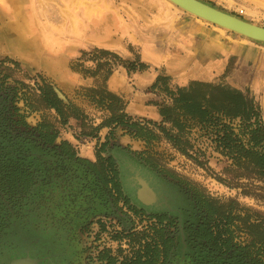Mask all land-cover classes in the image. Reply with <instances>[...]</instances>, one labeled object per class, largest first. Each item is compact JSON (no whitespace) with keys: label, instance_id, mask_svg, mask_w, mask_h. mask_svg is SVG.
I'll list each match as a JSON object with an SVG mask.
<instances>
[{"label":"rangeland","instance_id":"374dc122","mask_svg":"<svg viewBox=\"0 0 264 264\" xmlns=\"http://www.w3.org/2000/svg\"><path fill=\"white\" fill-rule=\"evenodd\" d=\"M200 1L264 27V0ZM9 23L29 36L21 50L5 35ZM95 49L113 54L98 57L113 63L111 75L121 79L128 98L107 88L111 75L106 81L103 71L91 76ZM163 53L161 64L156 60ZM0 62V78L7 76L5 87L18 89L19 97L43 79L78 117L62 124L54 112L30 111L22 100L14 104L26 124L16 126L19 135L34 140L35 128L44 120L58 134L53 145L23 147L19 156L27 157L25 162L0 163V264L23 254L22 242L36 228L33 219L45 214L55 224L41 231L47 228V236L53 234L60 244L52 250L28 247V253L40 255V264H264V183L233 167L209 140L199 138L197 129L190 136L193 149L185 155L180 133L162 123L160 115L154 121L130 114L128 107L140 98L159 113L171 104L166 90L198 81L248 90L264 124L263 43L201 20L168 0H0ZM133 62L145 70L128 73L124 66ZM184 73L196 79L175 86L173 79ZM148 74L155 79L144 88L142 77ZM92 89L108 91L123 104L102 101ZM108 105L115 114L122 105L128 123L106 126ZM13 144H7L0 161L18 155ZM260 146L264 153V143ZM68 153L75 158L69 160ZM109 158L119 172L125 201L112 199L94 174L101 166L107 169ZM17 166L33 174L28 190L6 178ZM141 179L158 191L153 205L135 198ZM57 206L59 213L50 212ZM159 214L174 218L176 227L161 230L152 217ZM202 219L211 238L194 240L188 231ZM69 225L77 241L62 247ZM170 235L174 244L163 248L162 238ZM22 262L32 264H16Z\"/></svg>","mask_w":264,"mask_h":264},{"label":"trees","instance_id":"16d2710c","mask_svg":"<svg viewBox=\"0 0 264 264\" xmlns=\"http://www.w3.org/2000/svg\"><path fill=\"white\" fill-rule=\"evenodd\" d=\"M99 55L113 54L98 49H95L92 54L91 60L96 63V70L91 76L97 77L99 72L103 71L104 81H106L111 75L113 63L102 62ZM11 64L15 69H18L16 63L12 62ZM124 67L128 73L143 71L146 68L140 62H133ZM4 70L13 71L11 69ZM7 78V76L0 78V94L9 90L15 96L12 101L17 100L18 89L5 87ZM159 80L160 78H157V81ZM29 88L30 91H23L19 97L28 110L54 112L62 124H66L71 117L78 118L77 110L71 105L64 104L53 87L43 79L39 78V81H35L34 87ZM32 91L36 94L33 95ZM90 92L95 96L99 95L102 101L109 99L111 103L114 101L118 105L119 103L123 104L120 99L103 89H92ZM166 92L169 94L171 104L160 107L159 115L162 118V123L169 124L172 129L180 133L183 139V154L186 155L188 151H192L193 145L190 142V136L192 131L197 129L199 138L209 140L214 151L231 161L233 167L251 175V179L264 183V153L260 149V145L264 143V124L261 120L259 106L248 90L243 92L227 85L192 81L188 86L178 88L175 92L167 90ZM7 101L0 99V155H5V149H8L7 144H10L11 141L14 142L12 147L17 149L15 151L18 152V155H22L23 144H20L19 139L12 137L9 132L13 129L14 122L9 115ZM111 106H107L111 117L106 121V126L127 124L129 118L123 113L122 105L117 109L118 114L114 113L115 109ZM235 122L237 123L235 124ZM43 123L38 127L41 138L39 142L43 145H53L58 132L46 120ZM2 162L9 165L17 163L11 157L7 161H0V163ZM13 170L16 171L14 173L23 175L20 173L19 166L11 169V171Z\"/></svg>","mask_w":264,"mask_h":264},{"label":"flooded vegetation","instance_id":"af4514ba","mask_svg":"<svg viewBox=\"0 0 264 264\" xmlns=\"http://www.w3.org/2000/svg\"><path fill=\"white\" fill-rule=\"evenodd\" d=\"M7 88H11V87H7ZM4 94L5 95H0V99L8 100L6 106H7L9 115H11V120L14 122L12 125L13 129L11 131H9L10 134L14 135V138L20 139V141H19L20 144H23V146L25 148H27V146H29V147L32 146V148H39V149H42L43 147H45L46 145H43L39 142L41 140V138H40L39 129H38L39 124H41V123L44 124V123L41 122L36 126L35 132L37 133V137L34 139L35 141L30 140V138L22 137L24 133H22V135H19L17 133L19 131L16 129V126H17V128L19 126H22V125L26 126V124L24 122V117L19 114V112H18L19 109L16 108L14 105L16 103V101H19L20 98L18 96L17 100L15 99L12 101V99H14L13 97H15V96H14L13 92L10 93L9 90H5ZM23 104H24V102H23ZM24 108L27 109V107H25V104H24ZM21 118H23V119H21ZM22 120H23V122H22ZM20 137H22V138H20ZM62 144L63 145L61 146V149L64 151L65 145H64V143H62ZM54 149H55V147H54ZM19 155H16L15 153L13 154L15 162H17V163L25 162L27 157L22 156L23 159H21V156H19ZM66 157H68L69 160H72V158H75V155L72 156V155H70V153H68V154H66ZM76 162L81 163L80 159H76ZM107 163H108L107 169L104 168V166H101L102 168L100 170H97L94 172L96 178L105 183V185L107 186V189L109 190V193L112 196V199L115 200V199L120 198L122 201L127 200L122 194L119 172L117 171V168L115 167L114 160L112 158H109L107 160ZM87 166L91 169L90 164ZM11 172H12V174L9 173V175H6L7 176L6 178L7 179L14 178L13 181H16V182L19 181L23 184L21 186V189L24 188L25 190H28V188H29L28 185L31 182L30 180H31L33 174L29 173L28 170H26V169L20 170L21 175L23 174L22 176L14 173V172H16L14 170ZM29 178H30V180H29ZM145 186L146 185H143V187H145ZM139 192H140V190H139ZM156 195H159L158 191H157ZM158 202H159V199H158ZM60 211L61 210H60V208H58V206L55 207V210H53V209L50 210V212H52V213L53 212L59 213ZM134 211H137V209H135ZM141 212H143V211H139V213H141ZM50 216H51L50 214H48V215L45 214L43 216L41 215L40 217L37 216L35 219H33V221H34L33 225H35L36 228L32 227V230H30V237H29V235H26L25 239L23 240L22 243L25 244V245L22 244V248H21L22 251H24L23 254L21 253L20 255H15L11 259L5 258L4 264H11V261L12 262L15 260L17 261V259H19L20 257H22L20 261H29L32 264H40V263H38L40 261V258H41L40 255L39 256L37 255L36 257L31 255L30 253L27 252L28 247H30L31 249L41 247L42 250L45 248H48L47 250H52V249H54V247L56 245L59 246L60 241L57 239H54L55 236L53 234L51 236H47V234L45 232L50 233L47 230V228H46V230L41 231V229H43L45 226H50V225L53 226V224H55V221H53V218H50ZM152 217H153V219H156L157 222L160 223V226L162 227L161 230H164L166 228L171 229L172 226L176 227V220L174 218H171L167 214H162V215L159 214V215H155ZM63 219L69 221L68 218H63ZM57 223L59 224V221ZM70 226L71 225H69L68 228L63 230L65 242H61L62 247L66 246V244L71 245L77 241L75 229L71 228ZM191 228L192 229H190L188 231L190 238L192 237L194 240H201V241H206V240H209L211 238V234H210V231L208 230V225L206 224L205 219H202L200 224H198L197 227H191ZM27 237H29V239H27ZM263 238H264V232H262V239ZM162 240H163L162 244L164 245L163 248H166L168 244H170V245L174 244V237L172 235L168 236L167 238H162ZM225 243H226V241H225ZM221 246H226V245H221ZM49 247H51V248H49ZM52 256H54V255H52Z\"/></svg>","mask_w":264,"mask_h":264},{"label":"water","instance_id":"95a60500","mask_svg":"<svg viewBox=\"0 0 264 264\" xmlns=\"http://www.w3.org/2000/svg\"><path fill=\"white\" fill-rule=\"evenodd\" d=\"M168 1L173 3L175 6H177L181 10L197 18H200L208 23H211L215 26L223 28L231 33L237 34L246 39L252 40L257 43L264 44V27L247 22L239 17H236L222 10H219L200 0H168ZM145 183L147 184V181L142 179L141 182H138L137 184L138 186L143 187ZM136 191H135L136 200L138 201V203L144 206L153 205L155 201L157 200L156 193L154 192L155 196H154L153 202L147 203L145 201H142L139 198ZM21 258L22 257H20L17 260H20Z\"/></svg>","mask_w":264,"mask_h":264},{"label":"crops","instance_id":"0c3cea01","mask_svg":"<svg viewBox=\"0 0 264 264\" xmlns=\"http://www.w3.org/2000/svg\"><path fill=\"white\" fill-rule=\"evenodd\" d=\"M13 24L14 23H9V24L4 25V30H9L10 26ZM28 37L25 38V41L26 40L28 41ZM27 41L24 47L27 46ZM15 49L21 50L18 48H15ZM165 55L166 53H163V57L160 60L158 59L159 61L158 60L156 61L162 64V61L165 60L163 59ZM169 61H173V60H169ZM195 76H196L195 74H188V73H184V75L180 74L179 76L173 79V84L177 87H183L187 85L189 81L196 79ZM142 79H144L145 82H141V83L145 86L144 88H146L147 86L152 84V82L155 79V76L148 74L147 76H143ZM120 86H121V79L119 77H115L114 75H111L110 78L107 80V88L110 91L117 92V93L119 92L123 94L124 97L128 98L126 89H122V87ZM128 107H129V113L132 115L146 116L147 118H150L151 120H154V121L160 118L158 110H157V106L153 104H146L143 99L138 98L135 101H131Z\"/></svg>","mask_w":264,"mask_h":264},{"label":"bare ground","instance_id":"6f19581e","mask_svg":"<svg viewBox=\"0 0 264 264\" xmlns=\"http://www.w3.org/2000/svg\"><path fill=\"white\" fill-rule=\"evenodd\" d=\"M170 2V1H169ZM171 3V2H170ZM173 4V3H172ZM174 5V4H173ZM177 7V6H176ZM200 19V18H199ZM202 20V19H201ZM223 29V28H222ZM12 42L13 46L18 48V49H23L25 44H26V41H25V38H27V35L25 32H22L20 30V28L16 25H11L10 28H9V32L5 34ZM142 180V179H141ZM141 180H138V182H141ZM146 185L145 187H141L138 189L137 191V194L139 196V198L142 200V201H145L147 203H151L153 202L154 200H145V199H154V191L152 190L151 187H149V185H147L146 183L144 184ZM140 190V192H139ZM21 260V259H20ZM20 260H15L13 262L16 263H19ZM11 261V264L13 263ZM20 264H28L27 262H22Z\"/></svg>","mask_w":264,"mask_h":264}]
</instances>
